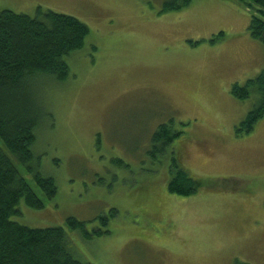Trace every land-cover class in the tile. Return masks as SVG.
I'll return each instance as SVG.
<instances>
[{"label":"rangeland","instance_id":"rangeland-1","mask_svg":"<svg viewBox=\"0 0 264 264\" xmlns=\"http://www.w3.org/2000/svg\"><path fill=\"white\" fill-rule=\"evenodd\" d=\"M163 3L0 0V9L35 17L41 7L91 30L69 59L65 82L33 81L32 94L49 113L36 130L33 173L0 139L45 204L34 209L21 200L11 219L63 227L87 264H264V118L238 136L257 99L232 93L264 71V45L249 32L252 9L193 0L162 14ZM172 120L182 134L161 151L154 134ZM175 164L205 186L188 197L171 193ZM37 171L55 179L56 198ZM72 217L90 234L109 233L73 230Z\"/></svg>","mask_w":264,"mask_h":264},{"label":"trees","instance_id":"trees-1","mask_svg":"<svg viewBox=\"0 0 264 264\" xmlns=\"http://www.w3.org/2000/svg\"><path fill=\"white\" fill-rule=\"evenodd\" d=\"M233 1L252 9L249 32L264 45V0ZM192 2L164 0L161 12H180L190 8ZM90 32L89 26L80 19L41 7L35 17L0 9V139L8 152L31 172L36 130L42 119L49 116L32 94L33 81L38 76H50L65 82L71 71L69 59L85 48ZM224 37L225 33L221 32L212 42ZM232 93L241 101L253 96L257 99L255 107L237 128V135L242 136L250 133L264 118V71L243 86L235 84ZM181 134L172 120L158 127L153 142L162 146L159 148L162 151ZM175 168L169 183L171 193L188 197L205 186V182L181 166L175 164ZM34 177L50 199L56 198L58 186L54 178L38 171ZM21 200L34 209L45 207L44 201L0 146V264H87L76 257L63 227L31 228L12 220L11 217L19 213ZM101 221L104 226L109 224L106 216L101 217ZM68 224L87 236L109 233L97 229L90 234L86 223L73 217L68 219ZM237 264L250 263L238 261Z\"/></svg>","mask_w":264,"mask_h":264}]
</instances>
